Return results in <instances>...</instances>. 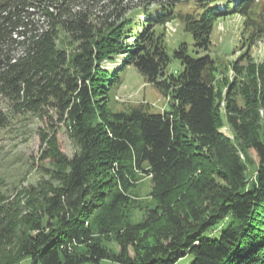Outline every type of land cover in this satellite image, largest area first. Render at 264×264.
I'll list each match as a JSON object with an SVG mask.
<instances>
[{
  "label": "trees",
  "instance_id": "trees-1",
  "mask_svg": "<svg viewBox=\"0 0 264 264\" xmlns=\"http://www.w3.org/2000/svg\"><path fill=\"white\" fill-rule=\"evenodd\" d=\"M227 16L243 19L249 51L264 41V0H0V97L17 111H54L80 148L68 159L51 136L45 154L64 167L60 184L32 188L40 205L31 213L0 212V247L14 250H0V264H264V66H247L242 104L226 107L243 150L259 159L249 178L220 133L210 49ZM176 20L192 52L184 41L168 52ZM128 66L162 91L166 110L110 111V85ZM138 174L152 179L157 205L133 224L120 211L136 204L128 191ZM222 223L219 237L210 233ZM108 234L119 252L103 245Z\"/></svg>",
  "mask_w": 264,
  "mask_h": 264
},
{
  "label": "rangeland",
  "instance_id": "rangeland-1",
  "mask_svg": "<svg viewBox=\"0 0 264 264\" xmlns=\"http://www.w3.org/2000/svg\"><path fill=\"white\" fill-rule=\"evenodd\" d=\"M242 25L243 19L239 16L220 18L215 23L212 33L210 54L215 59L214 81L221 95L219 110L223 121L220 133L231 142L245 161L249 178H254V167L259 159L254 151H250L248 154L243 150V141L239 139L237 131L229 124V110L226 108L232 98L237 99L240 105L242 104V93L247 88H244V83L242 85L247 66L252 63L264 66V41L257 42L249 51L242 43V33L244 32ZM166 29L168 52L171 55L183 41L187 42L191 52L193 51L192 37L184 32L180 21L176 20L174 23H170ZM76 46L73 45L71 50H75ZM235 64L243 67V74L235 71ZM179 65V62L174 60L171 63V69L179 67ZM118 74L121 77V82L112 83L108 91L110 111H127L142 103L150 104L154 112L164 111L168 108V98L161 90L146 81L145 77L134 67L128 66L125 69H120ZM235 82L237 85H234ZM260 115V133L264 135V107H261ZM53 135L57 137L59 149L66 158L71 159L80 151L70 136L66 124L60 122L59 116L54 111L49 110V112H44V115L17 111L12 102L0 97V209L4 206V211H0L2 212L1 217L8 213H31L37 210L40 203L32 194L29 195L32 193L31 189L36 188L42 191L46 185L60 184L55 175L64 167L55 165L56 163L45 154L47 150H51L50 138ZM44 136H47L46 141H43ZM137 179L128 191L136 204L129 208L124 207L120 211V215H124L133 224L143 222L148 211L157 205V200L153 196L152 179L141 174L137 175ZM115 183L119 187L117 182ZM33 202L37 203L35 209L30 207V203ZM223 227L222 223L210 233L219 237ZM114 238V234H108L104 236L102 243L114 252H119V246ZM10 249L8 246H1V254L14 251ZM192 260V256H187L178 264H190ZM18 264L34 263L31 258H27ZM81 264L95 263L84 262ZM99 264L117 263L104 259Z\"/></svg>",
  "mask_w": 264,
  "mask_h": 264
}]
</instances>
